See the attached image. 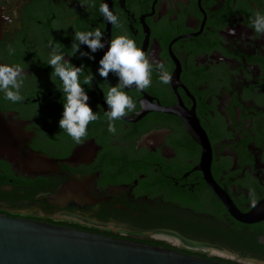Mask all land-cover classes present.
Instances as JSON below:
<instances>
[{
  "label": "flooded vegetation",
  "instance_id": "obj_1",
  "mask_svg": "<svg viewBox=\"0 0 264 264\" xmlns=\"http://www.w3.org/2000/svg\"><path fill=\"white\" fill-rule=\"evenodd\" d=\"M104 2L0 0V64L26 73L24 99L12 103L0 93V113L19 130L23 151L62 163L27 177L0 153V215L161 242L155 246L229 264H264V219L241 222L229 209L264 210V39L250 26L264 0H106L118 25L104 20ZM97 28L107 39L127 34L172 75L162 84L154 69L150 87L125 90L136 108L114 122L115 133L104 95L117 78L95 75L103 51L92 62L74 49L77 32ZM50 42L84 65L81 81L93 76L82 86L99 118L80 142L59 128L66 100L47 63ZM157 107L198 121L208 157L183 117ZM69 188L77 198L55 200Z\"/></svg>",
  "mask_w": 264,
  "mask_h": 264
},
{
  "label": "water",
  "instance_id": "obj_2",
  "mask_svg": "<svg viewBox=\"0 0 264 264\" xmlns=\"http://www.w3.org/2000/svg\"><path fill=\"white\" fill-rule=\"evenodd\" d=\"M156 110L183 117L188 131L197 142L205 147L206 158L208 157L206 149L209 143L208 137L198 121L183 115L177 108L157 107ZM0 153L5 154L12 161L14 168L27 177L50 174L58 170L62 164L40 153L23 151L19 130L8 124L1 113ZM77 197L78 193L69 188L58 192L55 200L62 202ZM229 209L241 222L254 223L264 219V210L242 214L234 211L231 205ZM0 264L229 263L189 255L161 246L115 239L74 228L0 215Z\"/></svg>",
  "mask_w": 264,
  "mask_h": 264
},
{
  "label": "clouds",
  "instance_id": "obj_3",
  "mask_svg": "<svg viewBox=\"0 0 264 264\" xmlns=\"http://www.w3.org/2000/svg\"><path fill=\"white\" fill-rule=\"evenodd\" d=\"M99 11L104 20L118 25L119 17L114 14V9H110L106 0L100 5ZM250 21L256 38L264 39V12L255 11ZM229 34L235 35V30H230ZM106 37L107 34L99 28L95 31L77 32L74 39L79 41V44H74V49L80 53L78 59L86 58L92 62L96 61L95 54L103 51L104 54L99 59L95 75L107 80L111 73L117 78V83L111 86L104 95L108 131L115 133L114 122L124 118L136 108L135 101L125 90L133 86L138 90L150 87L154 69L159 70V79L162 84H169L172 75L163 62L153 64L149 55L138 47L136 41L127 34H121L114 39ZM82 45L87 46L88 50L80 51ZM49 46L52 50L47 63L52 68V76L58 77L62 82V93L66 100L63 103L59 128L65 130L73 140L80 142L81 138L87 134L88 125L99 118L90 103V90L82 86V84H89L93 76L90 75L81 81L84 65L77 66L71 58L66 59L65 53L51 42ZM9 54H15L11 46ZM25 78L26 73L21 65L0 64V93H3L4 98L12 103L21 102L24 99L21 89ZM57 90L61 89L57 88Z\"/></svg>",
  "mask_w": 264,
  "mask_h": 264
},
{
  "label": "trees",
  "instance_id": "obj_4",
  "mask_svg": "<svg viewBox=\"0 0 264 264\" xmlns=\"http://www.w3.org/2000/svg\"><path fill=\"white\" fill-rule=\"evenodd\" d=\"M56 223V222H55ZM151 245H163L161 242H152ZM165 248H169V249H174L173 247L166 245V246H162ZM222 261V260H221ZM235 264V263H234Z\"/></svg>",
  "mask_w": 264,
  "mask_h": 264
}]
</instances>
